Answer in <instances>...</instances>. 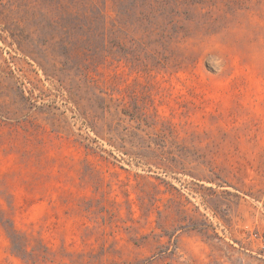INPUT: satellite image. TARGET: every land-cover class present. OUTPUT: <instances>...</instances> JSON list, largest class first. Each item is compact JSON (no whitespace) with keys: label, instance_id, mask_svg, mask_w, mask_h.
I'll return each mask as SVG.
<instances>
[{"label":"rangeland","instance_id":"1","mask_svg":"<svg viewBox=\"0 0 264 264\" xmlns=\"http://www.w3.org/2000/svg\"><path fill=\"white\" fill-rule=\"evenodd\" d=\"M264 0H0V264H264Z\"/></svg>","mask_w":264,"mask_h":264},{"label":"built area","instance_id":"2","mask_svg":"<svg viewBox=\"0 0 264 264\" xmlns=\"http://www.w3.org/2000/svg\"><path fill=\"white\" fill-rule=\"evenodd\" d=\"M252 234H253V236H255V237H261V238H264V233H260L259 231H254Z\"/></svg>","mask_w":264,"mask_h":264}]
</instances>
